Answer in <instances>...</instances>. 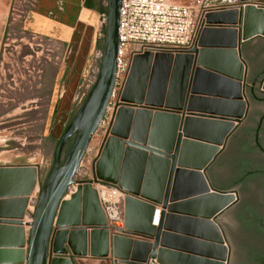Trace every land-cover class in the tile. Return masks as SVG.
I'll use <instances>...</instances> for the list:
<instances>
[{"label":"water","instance_id":"1","mask_svg":"<svg viewBox=\"0 0 264 264\" xmlns=\"http://www.w3.org/2000/svg\"><path fill=\"white\" fill-rule=\"evenodd\" d=\"M120 3L107 0L96 80L61 133L42 182L34 165L0 166V247L6 230L27 226L28 237L21 240L26 250L13 257L15 263L86 264L82 257L111 255L112 264H148L147 259L167 264L169 254L185 260L182 264H229L231 246L219 219L238 194L214 188L206 171L248 113L246 89L264 92V72L248 82V65L240 51L242 41L264 37V6L236 0L231 8L203 15L189 49L133 56L113 120L92 163V178L76 179L113 88ZM194 122L204 125L203 134L196 136L190 125ZM186 177H193L197 188L180 193L179 181ZM96 181L126 192L123 222H107L92 186ZM36 185L31 218L24 221L28 196ZM74 185V192L64 199ZM176 199L187 200L171 204ZM201 201L202 212L181 216L183 206ZM169 220L202 224L210 238L186 240L203 252L180 255L167 250L168 238L181 239L168 232ZM74 257L79 258L76 263ZM1 259L0 255V264Z\"/></svg>","mask_w":264,"mask_h":264},{"label":"rangeland","instance_id":"2","mask_svg":"<svg viewBox=\"0 0 264 264\" xmlns=\"http://www.w3.org/2000/svg\"><path fill=\"white\" fill-rule=\"evenodd\" d=\"M92 1L95 5L93 8L95 12L92 15L97 20V13H100L97 7H107V0ZM35 5L36 0H0V164L35 163L41 160L47 174L57 141L52 140L50 134L57 121L54 105L60 93V86L67 85L68 81L73 82L69 79L71 73L77 76L76 80L73 79L76 90L72 104L76 109L81 94L86 91L82 76L92 66L95 70L101 52H96V57L91 63H87L78 80L77 61L73 55L79 48L84 25L79 27L78 36L76 34L69 44L59 38L27 31L24 24L25 16ZM96 23L98 24V21ZM96 23L92 24L91 28L90 52L99 41ZM53 90L55 96L51 97ZM104 134L102 128L93 137L88 156L84 157L76 173V179L92 177V163L96 158L93 160L91 157L95 152H99L101 137ZM72 142L73 138L65 145L61 154L62 160ZM46 174L40 176L39 183ZM233 213L234 211L228 210L221 218L232 246L238 239V225L233 221ZM30 218L29 214L28 219ZM243 236L248 237L246 234ZM247 244L249 249L254 247L264 251V239H251ZM241 257L239 250H232L229 264H237Z\"/></svg>","mask_w":264,"mask_h":264},{"label":"crops","instance_id":"3","mask_svg":"<svg viewBox=\"0 0 264 264\" xmlns=\"http://www.w3.org/2000/svg\"><path fill=\"white\" fill-rule=\"evenodd\" d=\"M174 1L178 4H187L193 0H174ZM202 1L205 3H209V4H214V5H220L223 3L228 4V2H230L229 4L232 7L234 6L233 4H235L234 1L236 0H202ZM83 2L84 0H36V5L33 7V9L27 12V15L25 16V23H24L25 29L27 31H31L33 33H37L40 35L49 36L53 38H59L60 40H62L63 42L67 44H69V42L74 38V36L80 32L79 27L81 28L84 25V30L83 32H81L82 34H81L79 48L77 49L74 55L72 54L73 56L76 57L75 60L77 61V69L79 73L78 80L80 79V75L84 71L87 63L88 62L91 63L94 58L96 47L95 49H92L90 52V48H91L90 37H91L92 24L98 21V18L96 20L95 16H93L94 15L93 12H95L93 8L84 7ZM98 15L99 13H97V17ZM240 51H241L242 58L248 65L249 72H248L247 81L250 82L255 78L256 75L264 72V37L258 36V37H253L245 41H242L241 46H240ZM221 61L222 60H220L219 58V62ZM74 75L73 73H71L70 78L68 76L70 81L72 79L73 81L72 83L68 81L67 85L60 86V89H59L60 93H58V96H57L58 98L56 100V104L54 105V108H55L54 110L56 112L57 121H56V125H55L53 132H51L50 134L51 135L50 137L52 140H57L59 138L63 128L65 127L67 121L69 120L71 113L74 111L72 104H73L74 93L76 90V88H74V82L77 77ZM254 89L262 92L257 87H255ZM54 90L51 92V97L55 96ZM262 93L264 95V92ZM246 96H247L248 101L250 102L247 89H246ZM255 105H259V104L255 103ZM261 114H263L262 111L258 112L257 116H250V119L253 121V123H251L252 124L251 128H254L258 125V119ZM248 123L246 121V122L240 123L239 125L240 127H246ZM190 125H191V128L194 130V132H196V136H199L197 135L199 134V132L200 134H203L205 131L203 124L194 122ZM241 130L242 128L239 131ZM106 134L102 135L101 137V145L103 143V140ZM216 134H217V127H216ZM94 136H92L91 138L92 140ZM248 142L249 143H247L245 147L252 148L256 152H258L259 155H261L260 147L255 144L254 140L252 141L249 140ZM97 153L98 151L93 154V157H92L93 160L96 158ZM218 163L219 162L216 161L215 159L213 163L208 167L206 173H207L208 179L210 183L212 184V186L220 190H227V189L235 190L238 188V184L242 182L246 177L253 175L255 171L264 169V162H262L260 165H252V167L247 166L240 174H237L231 180L222 181V179H220L219 175L217 174L218 172H216ZM0 165L1 166L34 165L37 167L38 179H40V176H42V174L44 175L46 174V167L41 162V160L35 163H30V162L18 163V164L8 163V164H0ZM179 182L178 183H179L180 193H182V191L184 190L187 192L190 189L195 190L194 188H197L195 187L196 182L193 177L182 178L180 179ZM262 185H263L262 186L263 187L262 197L264 198V182L262 183ZM37 187L38 185L34 187L32 193L28 196V203H27V206L24 212V218H23L24 221L29 220L28 216L33 210V205H34L33 200L37 194ZM74 190H75V187H73L72 193L74 192ZM69 196L70 195L66 196L64 199H68ZM176 200H179V201H174L171 204L183 202V200H187V199H176ZM237 205L238 204L233 205L228 210H232L233 208H236ZM203 207H204V203L202 201L196 202V204L195 203L191 204V206H183V211H182L181 216L189 217V215H185V214H191V215L199 214V212H202ZM155 208L160 209L161 205H155ZM122 212H123V218L121 222L124 221L123 201H122ZM221 218L219 219V222L222 225L223 222H221L222 220ZM168 226H169L168 228L171 230L168 232L170 234H175L176 236L181 237V239H176V238L169 239L168 238V243L165 246H167L166 247L168 248L167 250L178 253L180 255H194V254H199V252L201 253L203 252V251H200V250H203L202 247H199L197 244L189 243L186 239L193 238L197 240H208V238H210L209 231H206L205 227L202 224L190 222L189 220H180V221L179 220L178 221L169 220ZM222 227L224 229L223 225ZM18 228L19 229L15 230L16 232H13L12 229H8L3 234V241L0 247V251H1L0 255L3 258L1 259L2 264H20V263L13 262V260H15L13 259V257L14 256L19 257L21 255V252L26 250V244L21 245V240H23V238L25 240L27 239L29 228L27 226H22ZM86 231L88 232L89 229H86ZM122 235L131 237L132 239L144 240L151 244L153 243V239L141 238V237L134 236V235H126V234H122ZM111 236H112V233L110 232L109 234L110 251H111ZM198 238H201V239H198ZM68 255H70V253H68ZM177 258H178L177 256L168 254V256H166V258L164 259V262L167 264H182V262L183 263L185 262V260H182V258H180V260H177ZM78 259L79 258L74 257V259L72 260L74 263H76ZM81 259H83V261H85L86 264H112V260H113L111 255L108 258H104V259L103 258L102 259L92 258L90 256L82 257ZM151 262H154L155 264H157L154 259H147L148 264H150Z\"/></svg>","mask_w":264,"mask_h":264},{"label":"built area","instance_id":"4","mask_svg":"<svg viewBox=\"0 0 264 264\" xmlns=\"http://www.w3.org/2000/svg\"><path fill=\"white\" fill-rule=\"evenodd\" d=\"M254 2L257 6H264V1ZM229 3L214 5L205 3L202 0H193L187 4H178L174 0H121L113 88L105 113L93 136L99 129L103 128L105 134L109 130L133 56L146 51L177 53L189 49L195 40L203 15L208 11L230 8ZM105 23L106 13H99L96 29L99 40L104 39L102 28ZM98 51L101 52L102 56V50L96 49L94 58ZM101 56L95 70L92 66L82 76L86 91L81 94L77 109L96 80ZM91 141L92 139L87 146L81 163L84 157L88 156ZM92 186L97 192L107 222L122 221V201L126 193L116 185L103 181L93 182ZM72 187L68 188L65 197L72 193Z\"/></svg>","mask_w":264,"mask_h":264},{"label":"flooded vegetation","instance_id":"5","mask_svg":"<svg viewBox=\"0 0 264 264\" xmlns=\"http://www.w3.org/2000/svg\"><path fill=\"white\" fill-rule=\"evenodd\" d=\"M255 103L259 105H255ZM260 111L263 114L258 119V125L251 128L253 121L250 116H257ZM245 120L247 123L249 122L248 125L246 127H240L239 125L216 157V161L219 162L216 172H218L217 174L222 181L231 180L247 166L252 167V165H260L264 162V95H262V100L259 102H249L248 113L241 123L246 122ZM241 128L242 130L239 131ZM249 140H254L255 144L260 147L261 155L252 148L245 147ZM259 171H255L253 175L246 177L235 189L238 194V200L234 205H238L232 209L234 211L232 217L233 221L238 225V239L234 246L231 245V240L229 242L231 245V256L234 249L239 250L242 256L237 264H264V251L254 247L249 249L247 244V241H251V239H264V198L262 197L264 169ZM244 234L248 235V237L243 236ZM245 258L247 260H244Z\"/></svg>","mask_w":264,"mask_h":264},{"label":"trees","instance_id":"6","mask_svg":"<svg viewBox=\"0 0 264 264\" xmlns=\"http://www.w3.org/2000/svg\"><path fill=\"white\" fill-rule=\"evenodd\" d=\"M84 4V7L86 8H95V5L93 3L92 0H84L83 2ZM97 10L100 11V12H103V13H106L107 12V7L106 6H99L97 7ZM104 27L102 28V31L104 32ZM102 47H103V39H100L97 44H96V49L98 50H102ZM247 92L249 94V99L251 102H259L262 100V92L258 91V90H255L254 88L253 89H250V88H247ZM77 111V108L74 109V111L71 113L70 117H69V120L67 121L65 127L67 126V124L69 123V121L71 120V118L73 117V115L75 114V112ZM65 129V128H64ZM63 129V130H64ZM63 132V131H62ZM73 136L68 138L67 142L65 143L68 144V142H70L72 140ZM58 141V139H57ZM56 141V143H57ZM65 147V146H64ZM64 149V148H63ZM63 151V150H62ZM61 161H62V158H61Z\"/></svg>","mask_w":264,"mask_h":264},{"label":"bare ground","instance_id":"7","mask_svg":"<svg viewBox=\"0 0 264 264\" xmlns=\"http://www.w3.org/2000/svg\"><path fill=\"white\" fill-rule=\"evenodd\" d=\"M222 263H224V260H221Z\"/></svg>","mask_w":264,"mask_h":264}]
</instances>
